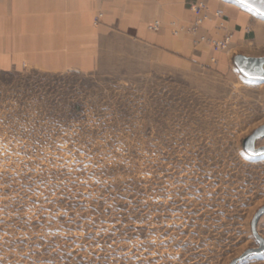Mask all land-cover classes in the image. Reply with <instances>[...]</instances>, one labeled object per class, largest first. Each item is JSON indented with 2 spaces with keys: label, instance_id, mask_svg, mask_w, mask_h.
<instances>
[{
  "label": "rangeland",
  "instance_id": "rangeland-1",
  "mask_svg": "<svg viewBox=\"0 0 264 264\" xmlns=\"http://www.w3.org/2000/svg\"><path fill=\"white\" fill-rule=\"evenodd\" d=\"M193 15L160 62L129 38L87 72L0 70V264H231L259 246L264 155L243 142L264 125V81L234 58L264 57V17L217 52L231 35L198 41Z\"/></svg>",
  "mask_w": 264,
  "mask_h": 264
},
{
  "label": "crops",
  "instance_id": "crops-1",
  "mask_svg": "<svg viewBox=\"0 0 264 264\" xmlns=\"http://www.w3.org/2000/svg\"><path fill=\"white\" fill-rule=\"evenodd\" d=\"M203 2L222 19L206 21L200 36L231 35L232 42L242 44L246 37L242 28L258 13L230 0H0V70L26 63L52 71L87 72L99 67L102 53L113 59V54L122 52L118 42L127 46L129 38L160 62L176 53L181 41L172 35L171 23L189 26L194 15L187 5ZM99 14L101 25L95 27ZM256 35L258 50L264 47V29L257 27Z\"/></svg>",
  "mask_w": 264,
  "mask_h": 264
},
{
  "label": "water",
  "instance_id": "water-1",
  "mask_svg": "<svg viewBox=\"0 0 264 264\" xmlns=\"http://www.w3.org/2000/svg\"><path fill=\"white\" fill-rule=\"evenodd\" d=\"M246 6L260 16L264 17V0H230ZM234 63L238 71L245 78L254 81H264V57H247L244 55H237L234 58ZM264 138V125L256 129L243 142L245 151L254 157L264 155V146L257 147V141ZM264 215V207L261 208L255 215L252 222V232L258 242L257 248L247 250L240 258L234 260L231 264H237L239 261L252 256H259L264 254V239L257 232V225L260 218Z\"/></svg>",
  "mask_w": 264,
  "mask_h": 264
},
{
  "label": "built area",
  "instance_id": "built-area-1",
  "mask_svg": "<svg viewBox=\"0 0 264 264\" xmlns=\"http://www.w3.org/2000/svg\"><path fill=\"white\" fill-rule=\"evenodd\" d=\"M192 11L196 16V20L191 28V31L194 36H197V32L200 28V26L209 19L210 17V11L209 8L204 3H198L192 5ZM220 13H217V16H219ZM158 27V23L156 24ZM231 37H226L225 39L221 41H209L213 47V49L217 52L227 51L229 49V43H230ZM198 41H204L205 37L203 38H197Z\"/></svg>",
  "mask_w": 264,
  "mask_h": 264
},
{
  "label": "clouds",
  "instance_id": "clouds-1",
  "mask_svg": "<svg viewBox=\"0 0 264 264\" xmlns=\"http://www.w3.org/2000/svg\"><path fill=\"white\" fill-rule=\"evenodd\" d=\"M117 151H119V149H117ZM26 254V253H25Z\"/></svg>",
  "mask_w": 264,
  "mask_h": 264
},
{
  "label": "bare ground",
  "instance_id": "bare-ground-1",
  "mask_svg": "<svg viewBox=\"0 0 264 264\" xmlns=\"http://www.w3.org/2000/svg\"><path fill=\"white\" fill-rule=\"evenodd\" d=\"M220 15H221V14H220ZM208 20H209V19H208ZM208 20H207V21H208Z\"/></svg>",
  "mask_w": 264,
  "mask_h": 264
}]
</instances>
